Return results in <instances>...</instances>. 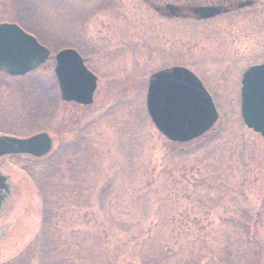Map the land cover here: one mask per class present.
I'll return each instance as SVG.
<instances>
[{
  "label": "rangeland",
  "instance_id": "obj_1",
  "mask_svg": "<svg viewBox=\"0 0 264 264\" xmlns=\"http://www.w3.org/2000/svg\"><path fill=\"white\" fill-rule=\"evenodd\" d=\"M48 46L32 73L0 72V134L46 131L38 159L2 158L20 191L0 264H264V138L241 114V82L264 60V2L193 22L160 18L143 0H0ZM76 48L98 76L91 105L61 98L56 53ZM192 69L219 112L174 142L152 121L149 78Z\"/></svg>",
  "mask_w": 264,
  "mask_h": 264
},
{
  "label": "water",
  "instance_id": "obj_2",
  "mask_svg": "<svg viewBox=\"0 0 264 264\" xmlns=\"http://www.w3.org/2000/svg\"><path fill=\"white\" fill-rule=\"evenodd\" d=\"M251 2L248 0L241 6ZM167 8L172 15L179 10L173 5ZM194 11L199 19H209L223 12L220 6H201ZM50 54V48L19 24L0 22V70L11 76L24 75L46 62ZM55 58V73L62 99L82 105L92 104L98 77L86 66L81 54L75 48H64L56 53ZM242 83L243 120L264 137V63L251 66ZM147 107L157 128L168 139L177 142L203 135L219 117L214 99L201 79L182 66L166 68L151 75ZM52 147L53 139L48 132L26 138L0 135V158L9 154L41 157ZM9 193V176L0 172V209Z\"/></svg>",
  "mask_w": 264,
  "mask_h": 264
},
{
  "label": "flooded vegetation",
  "instance_id": "obj_3",
  "mask_svg": "<svg viewBox=\"0 0 264 264\" xmlns=\"http://www.w3.org/2000/svg\"><path fill=\"white\" fill-rule=\"evenodd\" d=\"M143 1L146 4H148L151 7V9L155 12V14L158 15L160 18L170 19V20H188L193 22L209 21L225 15L238 14L245 11L246 9L252 8L254 6H258L260 3L264 2V0H250L252 1L250 5L241 6L243 3H245L248 0H143ZM168 5H173L179 8V10L176 12L175 15H172L170 9L167 8ZM201 6H220L223 12L210 19H199L194 9ZM17 156L31 158V159H38L37 157H34L29 154L6 155L2 158L17 157ZM1 159H0V172L5 173L2 170L3 163ZM9 183L10 185H12L11 193H9L6 201L3 204L2 209H0V244L1 241H3L4 239L10 238L14 235L13 228L17 226L18 223V219L14 221H6L4 219L7 216L10 209L12 208V205L14 203L13 201L14 195L20 192L17 186L12 182L11 177H9Z\"/></svg>",
  "mask_w": 264,
  "mask_h": 264
},
{
  "label": "trees",
  "instance_id": "obj_4",
  "mask_svg": "<svg viewBox=\"0 0 264 264\" xmlns=\"http://www.w3.org/2000/svg\"><path fill=\"white\" fill-rule=\"evenodd\" d=\"M23 27L28 31V29L25 26H23Z\"/></svg>",
  "mask_w": 264,
  "mask_h": 264
}]
</instances>
